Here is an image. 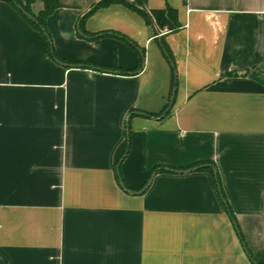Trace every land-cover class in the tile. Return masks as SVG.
I'll return each mask as SVG.
<instances>
[{"label":"crops","instance_id":"0c3cea01","mask_svg":"<svg viewBox=\"0 0 264 264\" xmlns=\"http://www.w3.org/2000/svg\"><path fill=\"white\" fill-rule=\"evenodd\" d=\"M100 1L46 28L109 72L0 0V264H264V0Z\"/></svg>","mask_w":264,"mask_h":264},{"label":"trees","instance_id":"16d2710c","mask_svg":"<svg viewBox=\"0 0 264 264\" xmlns=\"http://www.w3.org/2000/svg\"><path fill=\"white\" fill-rule=\"evenodd\" d=\"M9 1L12 2L19 9V11L21 12V14L27 19V21L34 28H36V29H38V30L41 31V33L43 34V38H44V51H45V54L47 56L51 57L52 59H54V60H56L58 62H63L65 64L69 65V66H76V67H78V66L95 67V68H97L99 70L108 71V72L115 69L114 67H109V66H104V65L84 63V62H75V61H67V60H64V59L60 58L56 54V52L54 51V48H53V45H52L50 36L48 34L47 28H46V19L54 11V9L60 5V0H43V8L37 14H33L31 12V8H30V4L34 0H25L24 3H22V2H20L18 0H9ZM107 1H111V0H102V1L98 2L97 5L102 4V3H106ZM136 2L139 4V0H136ZM88 13H86L81 18V21H80V30H82V21H83L84 17ZM142 56H143V54L141 52L140 66H141V62L143 60V57ZM170 109H171V100L166 104V106L164 108V111H166V113H168L170 111ZM128 149H129V142L127 141L126 144H125L124 150H123L122 154L120 155V157H119V159H118L117 162H119L124 157V155L127 153ZM156 170H157V168H156ZM116 175H117L118 180H120L121 177H120V171L119 170L117 171ZM213 178H214V182L219 187L220 195L222 197H224L223 191H222L221 186H220V180H219L218 174H213ZM150 179H151V175L148 177V179L146 180V182H145V184L143 186L148 185L149 182H150ZM226 206H227V203H226ZM229 212H230V215H231L232 220H234V223H235V225L237 227V224L235 222V219L233 218V215H232L231 211H229ZM242 241H243V239H242Z\"/></svg>","mask_w":264,"mask_h":264},{"label":"rangeland","instance_id":"374dc122","mask_svg":"<svg viewBox=\"0 0 264 264\" xmlns=\"http://www.w3.org/2000/svg\"><path fill=\"white\" fill-rule=\"evenodd\" d=\"M31 12H32L33 14H37V13H34L32 10H31Z\"/></svg>","mask_w":264,"mask_h":264},{"label":"water","instance_id":"95a60500","mask_svg":"<svg viewBox=\"0 0 264 264\" xmlns=\"http://www.w3.org/2000/svg\"><path fill=\"white\" fill-rule=\"evenodd\" d=\"M81 33V32H80Z\"/></svg>","mask_w":264,"mask_h":264}]
</instances>
